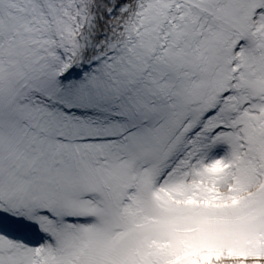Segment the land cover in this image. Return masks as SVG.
Listing matches in <instances>:
<instances>
[{"label":"snow or ice","instance_id":"obj_1","mask_svg":"<svg viewBox=\"0 0 264 264\" xmlns=\"http://www.w3.org/2000/svg\"><path fill=\"white\" fill-rule=\"evenodd\" d=\"M0 264H264V0H0Z\"/></svg>","mask_w":264,"mask_h":264}]
</instances>
